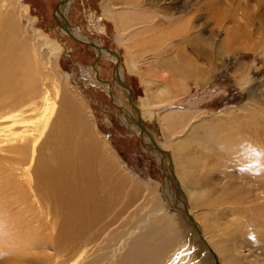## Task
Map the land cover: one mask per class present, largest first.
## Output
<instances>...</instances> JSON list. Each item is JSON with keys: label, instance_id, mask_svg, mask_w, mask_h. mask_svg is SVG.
I'll use <instances>...</instances> for the list:
<instances>
[{"label": "rangeland", "instance_id": "374dc122", "mask_svg": "<svg viewBox=\"0 0 264 264\" xmlns=\"http://www.w3.org/2000/svg\"><path fill=\"white\" fill-rule=\"evenodd\" d=\"M10 1H6V4ZM20 1L26 14L30 16H21L22 24L27 28L30 37L34 28V31H41L61 46L59 58L56 62H51L46 52H42L43 48L36 44L34 37V68L40 81L38 86L53 107L50 123L57 118L65 96L75 98L82 107L83 120L89 124V140L97 144L98 158L113 165L114 179L123 176L129 178L119 197L122 203H117V213L107 215L105 220H113L112 217L116 214L118 216L107 233L102 235L101 244L90 248L89 258H109L114 254L119 257L127 250L128 242L132 238L138 233L149 231L151 222L154 221L153 225L156 227H162L165 214L175 223H179L190 240H196L195 234L198 231L180 210L186 203L191 210L197 212L192 214L196 221H201L204 217L212 220L215 234L222 243H229V237L235 232H241V238L245 237L242 243L249 245L244 249L252 251L251 259H260L258 263H264L257 235L260 230L258 223L262 221V217L250 213L256 211L254 208L248 209L254 207V203L241 202L245 196L254 195L256 189L254 180L244 179L241 173L247 162L243 154L245 145L238 139L240 132L250 129L249 119L245 115L258 109L264 111L262 36L255 35L252 40L244 37L229 38L225 33L231 26L228 19L213 15L210 10L199 12L201 14L198 13L199 16L194 18L191 13L194 4L203 8L207 5L206 2L212 3L214 0H70L64 13L72 28H79L85 38L94 40L103 48L102 55L94 63L98 69L96 76L99 75L100 79L111 85L112 95L106 86L103 87V83L96 78L94 81L92 74L88 73L94 65L96 49L77 39V34L75 37L57 24L54 12L60 0ZM149 3H152V7ZM254 4L252 3L253 7ZM165 6L170 7L169 11L165 10ZM60 10L56 12L60 13ZM142 11H148V14L163 22L164 32L172 31L177 26L180 28L178 19L187 21L194 18L193 25L197 29H204L203 40L207 41L206 45L202 39L197 42L194 39L191 43H183L181 51H178L176 43L183 40V36L187 37L185 32L176 36L164 33L161 37L159 34L157 43L154 44L149 34L142 33L145 29L144 23L135 24L137 21L131 20L121 25L118 23V17L130 18ZM206 13L209 18L205 22ZM5 16L6 28L12 29L14 23L7 12ZM256 23L259 26V19ZM207 36L209 38L205 39ZM260 42H263L262 45L258 44ZM194 43L200 48L196 49ZM203 46H206V50ZM106 48L119 52L122 76L132 87L134 97L140 101L141 106L147 104L154 111L155 118L147 115L142 117L160 146L170 154L178 183L202 190V201H205L207 208L197 207L194 210L193 200L184 197V185H180L181 199L177 198L175 187L165 176L158 154L145 147L139 135L140 129L129 120V113L134 114L129 103V94L116 80V60ZM179 53L191 58L193 75L184 76L170 69L176 65L175 60ZM39 57L43 61H39ZM91 73L94 75L96 72ZM64 74L69 77L64 78ZM246 76L249 77L248 82L243 80ZM149 89L151 92L157 91L158 99L152 98ZM258 97L262 98L261 102ZM46 110L48 108L39 111V118L48 112ZM38 120L37 112L34 111V125ZM48 129L49 127L44 132L34 131V134H41L36 148L46 137ZM165 144L169 146L166 148ZM36 159L37 152H34L32 162L20 167L16 174L18 183L14 180L10 182V192L16 199L15 203L7 205V209L0 212V232L6 239L3 246L10 249L11 254L20 249L24 250V264H32L29 259L39 256V253V257H42L41 255L51 251L50 247L45 249L38 246L45 245L42 243L45 242L43 234L52 229L47 228L48 219L40 217L44 211L39 203L36 178L33 174ZM165 161L168 164L166 159ZM248 164L251 165L249 162ZM171 201L174 206L164 211L163 206ZM126 203L129 205L126 206ZM120 210L125 213L122 212V215ZM9 243L18 248L10 246ZM197 250L203 252L199 245ZM212 252L209 249L206 253L208 262L205 264H216L214 255L218 258V254L217 251Z\"/></svg>", "mask_w": 264, "mask_h": 264}, {"label": "bare ground", "instance_id": "6f19581e", "mask_svg": "<svg viewBox=\"0 0 264 264\" xmlns=\"http://www.w3.org/2000/svg\"><path fill=\"white\" fill-rule=\"evenodd\" d=\"M6 1L8 0H0V212L6 210L7 205L10 206L15 203L16 199L10 192V182L12 180L15 183L18 181L16 174L20 171V167L29 165L32 162L34 152H37L33 174L36 178L39 203L44 211L40 214V217L43 219L47 218V228L51 227L52 229H50V232L47 231L43 234L45 242L42 243L45 245H38L45 247V249L50 247V253H46L44 256L41 255L42 257H39V253V256L29 259V262L32 264H205L207 261L205 256L210 249L211 252L212 250L217 251L219 262L222 264H264L258 263L260 259H251L252 255L250 253L252 251L244 249V247L249 245L242 243V239H245V237L241 238V232L239 234L235 232L229 237L227 239L229 243H222L215 234L212 220L204 217L201 221H196L192 214L197 212L191 210L186 203L180 207V210L198 231L200 236L198 233L195 234L198 239L190 240L188 234L178 225L179 223H175L172 218L165 214L163 215L165 220H163L164 225L162 227H156L153 225L154 221L151 222L150 224L152 225L149 231L138 233L132 238L128 242L127 250L119 257L114 254L109 258H89L90 248L101 244L102 235H105L115 217L118 216L116 214V216L112 217L114 218L113 220H105L107 215H111L113 212L117 213L115 212L117 203L122 201L119 200V197L123 192L125 182L129 178L128 176H123L114 179L112 177L113 165L107 164L105 160L98 158L99 150L97 144L89 140V124L83 120L82 107L75 98L66 95L57 118L53 123H50V114H52L51 109L53 107L48 103L49 98L44 95L38 86L40 81L37 79L36 68H34V37L36 44L43 48L42 52H46L51 62H56L59 58L61 46L57 41L41 31H34L33 27V32L30 31L32 33L30 37V34L27 33V28H24L22 24L21 16L28 15L26 10L23 9L21 1L9 0L10 2L7 4ZM69 1H61L59 8L56 9L59 12L61 8L60 13H58L60 14L59 16L64 13ZM252 3H255L254 7ZM206 4L203 8L202 6L198 7V4H194V7L197 5L191 10L194 18L201 14L199 12L210 10L213 15L223 16L228 19L227 22L231 26L227 29L225 28V33L229 38L244 37L252 40L255 35H260L264 39V0H214L212 3L206 2ZM149 5L152 7V3H149ZM202 5L204 4L202 3ZM169 9L170 7L165 6L166 11H169ZM148 11L137 12L130 18L118 17V23L121 25L129 20L137 21L135 24L144 23L145 29L142 33L149 34V38L152 41L154 40V44L157 43L156 40L159 34H161V37L164 33L166 35L175 34L174 36H176L185 32L187 37L183 36V40H179L176 43L178 51H181L180 47L183 43H191L194 39L197 42L205 37L204 29H197L193 25L194 18L187 21L178 19L177 22L181 23L180 28L174 26L175 29L172 31L164 32L162 27L165 24L159 19L157 20L154 15L148 14ZM6 12L11 18V22L14 23L12 29H7L5 26ZM204 16L206 22L209 14L206 13ZM28 17L30 18V16ZM257 19H259V26H256ZM174 22L175 20L170 24L173 25ZM72 31L79 38L90 40L82 35V31L79 28H72ZM32 38L33 40H31ZM207 38L209 36L205 39ZM205 42L207 41L205 40L203 43L205 44ZM262 43L258 44L262 45ZM194 44L196 49L200 48L196 43ZM92 47L102 54L103 48L97 45ZM203 47L206 50V46ZM38 53L42 54L41 51H38ZM111 55L115 57L118 63V70L122 76L121 57L118 56L117 52H111ZM39 61H43V58ZM175 63V66L170 67L171 70L184 76L193 75L194 68L189 56L180 55L179 53L176 56ZM40 66L42 65L40 64ZM88 71L94 77V81L97 79L103 83V87L106 86V89L110 90L112 88L110 84L100 79L99 75L96 76L98 74L97 64H94ZM91 71L96 73L93 75ZM68 77V74H64V78ZM243 80L248 82L249 77L246 76ZM119 84L122 89L128 92L129 103L135 115L138 111L134 104L140 108L141 116L147 115L155 118L154 111L149 109L150 106L147 104L141 106L140 101L135 97H130L129 89L121 83ZM149 87L152 90L150 84ZM156 93L157 91L151 92L152 98H157ZM260 98L259 101L261 102L262 98ZM45 108H48L46 110L48 112L39 118V115H41L39 111ZM123 110L125 111L124 108ZM34 111L37 112V118L39 119L35 125ZM245 117L249 119L248 128L250 129L249 131L245 129V131L240 132L238 139L242 145H245L244 158L247 164L249 162L251 165L245 164V168L243 167L241 173L244 175V179L254 180L256 192L251 196H245L244 194L245 197L242 198L241 202L254 203V207H248V209L254 208L256 211L250 213L262 217V221L258 223L260 224V230L257 235L261 243L260 250H262L264 255V111L261 109L251 111ZM134 123L140 129L139 135L145 141V147L152 149L158 154L160 161L163 163L165 176L175 187L177 198L181 199V186L184 185L185 192L184 190L182 192L186 199L193 200L194 210L197 207L207 208L205 201H202V190L178 183V177L172 169L170 154H168L166 149L163 152L156 147V143H159L150 128L147 125L146 128H142L138 123ZM48 127L46 137L40 146L36 148L41 134H34V131L44 132ZM168 146V144H165L166 148ZM181 148L184 147L181 146ZM165 159L168 164L165 163ZM192 159L196 160V158ZM131 199L129 198V200ZM127 205L129 204L126 203ZM172 205L174 206L173 201L165 204L162 209L167 211L170 207H173ZM122 212L125 213L124 211L120 213ZM1 224L0 221V231L2 228ZM236 231L242 230L236 229ZM4 236L0 232V264H24L23 255H26L25 251L20 249L15 254H11L10 249L3 246L6 242ZM39 242L41 243V241ZM11 245L18 248L13 243ZM198 245L204 253L199 251V248L197 250ZM34 249L37 250L38 248ZM214 257L216 260L215 255Z\"/></svg>", "mask_w": 264, "mask_h": 264}, {"label": "water", "instance_id": "95a60500", "mask_svg": "<svg viewBox=\"0 0 264 264\" xmlns=\"http://www.w3.org/2000/svg\"><path fill=\"white\" fill-rule=\"evenodd\" d=\"M61 1H63V0H60V1L57 3V5H56V9L59 8V4H60ZM54 15H55V18H56V22H57V24H58L60 27H62L64 30L68 31L69 33H71V34L74 35L75 37H77V36L74 34V32L72 31V26H71V23H70L69 18H68L67 15H64V13H61V16H59V14H58L56 11L54 12ZM77 39H79V40H81V41H83V42H86L87 44H89V45H91V46H93V45H97V46H99V44L96 43L94 40H86V39H81V38H79V37H77ZM106 49H108V50L111 51V52H117V53H118V56L120 57L119 52H118L117 50H114V49H112V48H106ZM100 55H102V54H101L100 52H97V55H96V57H95V59H94V61H93V64L96 63V62L98 61V58L100 57ZM115 78H116V80H117L119 83H121L122 85L126 86V87L129 89L130 97H131V98H134L133 89H132V87L129 85V83L126 82V81L124 80V78L121 76L120 71L118 70V63H117V62H116V75H115ZM112 91H113V90H112V88H111V89H110V93H111V94H112ZM134 107L137 109L138 112L136 111V112H137L136 115H134L133 113H129V115H130L129 120L138 123L142 128H146V122H145V120L143 119V117H142L141 114H140V108H139L138 106H136L135 104H134ZM141 137H142V136H141ZM142 141H143V140H142ZM143 143L145 144V141H143ZM145 145H146V144H145ZM156 147H158V149H160L161 151L165 152V150H164L162 147H160L159 144H157V143H156ZM161 163H162V161H161ZM162 165H163V163H162ZM216 264H220L218 258H216Z\"/></svg>", "mask_w": 264, "mask_h": 264}]
</instances>
